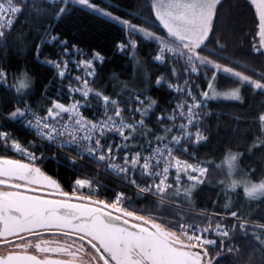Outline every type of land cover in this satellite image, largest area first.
<instances>
[{
  "label": "snow or ice",
  "instance_id": "1",
  "mask_svg": "<svg viewBox=\"0 0 264 264\" xmlns=\"http://www.w3.org/2000/svg\"><path fill=\"white\" fill-rule=\"evenodd\" d=\"M224 2L147 0L127 18L96 0H0V89L11 93L0 118L34 136L22 143L9 124L0 123V264H225L228 255L234 264H264V182L253 183L251 173L240 168L231 186H242L244 207L229 198L221 212L195 211L193 199L213 170L214 161L192 151L209 141L211 101L243 103L245 88L261 97L256 130L244 148L264 155V70L229 54L219 38ZM248 2L258 20L246 55L264 61V0ZM84 10L121 27L125 38L114 48L131 54L142 71L139 91L133 87L131 95L122 94L129 87L124 83L121 92L109 94L97 85L108 57L101 50L85 51L56 31ZM42 22L43 30L35 27ZM27 23L34 27L26 32ZM32 32L36 38L30 43ZM137 37L155 44L152 60L167 67L170 78L153 81L137 55ZM49 46L54 56L44 52ZM10 49L23 53L25 61L31 53L33 62L54 70L41 93L46 103L35 108L30 103L36 81L28 63L10 70ZM70 64L82 74L73 75ZM221 77L231 81L224 89ZM153 83L176 93L174 106L159 114L158 101L148 95ZM153 117L158 129L149 127ZM45 144L65 153L74 166L88 158L131 186L137 200L150 203L138 206L124 191L101 198L103 186L89 178H77L65 190L41 166L48 157L38 150ZM71 152L79 161L66 154ZM244 154H229V176L237 175L234 161Z\"/></svg>",
  "mask_w": 264,
  "mask_h": 264
},
{
  "label": "trees",
  "instance_id": "2",
  "mask_svg": "<svg viewBox=\"0 0 264 264\" xmlns=\"http://www.w3.org/2000/svg\"><path fill=\"white\" fill-rule=\"evenodd\" d=\"M96 2L110 7L118 15L134 18L137 11L147 3V0H96ZM253 13L254 9L250 7L248 0H225L223 9L221 10L222 20L219 38L228 46L230 50L229 54L235 55L237 59L242 58L245 61H252L257 70H264V61L256 59L254 56L246 55L250 49L249 41L255 27L254 20H258V18H254ZM143 15H146V13H143ZM23 20L24 17H21V21L17 24V31L20 30V23ZM134 22L137 21L134 19ZM47 23H51V20H48ZM23 27L27 32L34 25L27 23ZM35 27L43 30L46 24L42 22L35 25ZM56 31L64 33L66 38H71L73 42L78 43V46L85 51L89 49L101 50L108 57V62L104 66L100 78L97 80V85L106 86L109 94L121 92L124 83L129 87L131 85L134 86L137 91L142 87V79H138L137 84L134 83L137 69L131 54L124 55L114 48L115 42H119L125 38L121 27L115 22L106 21L105 18L91 14L88 10H84L83 12H77L76 15L59 24ZM28 35L30 43L35 40V32L29 33ZM137 39L140 40L137 55L141 62L147 66L153 81L159 75H165L170 78L168 68L159 66L158 62L152 60L156 47L155 44L143 40L142 37H137ZM44 52L54 56V49L51 46L46 47ZM27 55L28 60L25 61L23 53L10 49L7 54V62L12 66L11 71H16L17 66L25 63L30 65V72L36 83L33 94L29 97V101L35 108L38 102L46 103V101L41 100V93L43 91V85L52 78L54 70L49 66L33 62L31 53ZM0 59H3L2 54H0ZM69 67L72 74L76 75L78 72L76 68L71 64ZM113 72L118 74V79L112 78ZM220 84L221 88L224 89L231 84V81L221 77ZM201 86L206 87V84L202 82ZM129 87L124 89L122 94L131 95ZM52 91H55V88ZM242 91L245 97L243 103L229 100L210 102V107L213 111L212 115L206 120L209 141L196 146L192 151L195 152L199 159L212 160L214 164L212 165L213 170H210L209 180L193 195L196 210L205 209L208 213L221 212L222 205L228 203L229 198L237 202L241 207L246 206L242 187L231 191L225 187V184L219 183L220 180H226L228 178L227 167L226 165H222L223 158L228 149L245 152L240 161L241 169L248 170L251 173V179L253 181L264 179V155L259 151L248 153L244 148V145L253 139L256 130L253 118L256 116L258 107L261 104V97L258 94L256 96L251 95L247 88ZM148 95L158 101L156 108L157 114H159L160 108L167 109L174 106L172 101L175 99L176 93L168 89L166 85L158 86L153 83ZM0 97L3 98L0 101V108H3L5 104L11 102V93L7 91L0 89ZM237 117H240V119H237ZM0 123L9 124L10 130L21 137L22 143L26 144L28 141H31L29 136L10 122H6L0 118ZM148 123L149 127L158 129V125L155 123V117ZM38 151H43L48 157L41 165L42 168L47 174L57 179L65 190H71V186L77 178H90L94 176V172L91 169L78 164L74 166L65 159V156L53 150L42 148ZM9 155L19 157L13 153H9ZM182 158L188 159L189 157L185 156ZM216 165H221V167L216 168ZM100 182L103 186L101 188V198H111L114 191H123V188L119 184L109 179H101ZM124 192L132 197L138 206L144 203H150V201L137 200L136 194L126 188ZM255 212L259 214L260 206L255 208ZM223 259L225 264H234L231 255L225 256Z\"/></svg>",
  "mask_w": 264,
  "mask_h": 264
},
{
  "label": "built area",
  "instance_id": "3",
  "mask_svg": "<svg viewBox=\"0 0 264 264\" xmlns=\"http://www.w3.org/2000/svg\"><path fill=\"white\" fill-rule=\"evenodd\" d=\"M174 92V91H173ZM14 125L20 129L22 132H24L25 134H27L29 137H31L32 139H34V136L32 133H30L27 129L23 128L21 125H17L14 123ZM44 147H47V148H51L53 150H55L56 152H58L55 148L54 145H49V144H45ZM60 154H62L63 156H65V153H61L59 152ZM68 155H71L73 157H75L78 161H79V158L76 157V153L75 152H71V153H66ZM79 165H82V166H85L89 169H91L92 171H94L96 173V177H95V180H97L99 177H105V179H109L113 182H116V183H119L121 185H123L124 187H127V188H130L131 190H133L131 188V186H126L125 182L124 181H121L117 176L113 175L110 171L106 172L105 169L101 168V167H98L96 164H94L91 160H89L88 158H85L84 160L82 161H79L78 163ZM84 192V194H88V191L87 189L85 188L84 190H82ZM134 191V190H133ZM135 192V191H134Z\"/></svg>",
  "mask_w": 264,
  "mask_h": 264
},
{
  "label": "clouds",
  "instance_id": "4",
  "mask_svg": "<svg viewBox=\"0 0 264 264\" xmlns=\"http://www.w3.org/2000/svg\"><path fill=\"white\" fill-rule=\"evenodd\" d=\"M236 150H234V149H228V150H226V153H225V156H224V158H223V163H222V165H226V167H227V170H228V164L226 163V160H227V158L229 157V154L230 153H232V154H236ZM240 161H241V157L240 156H236V160L234 161V165H235V171L236 172H239V170H240V168H241V164H240ZM233 178H235V179H239V177H233V176H229L228 175V178L225 180V187L227 188V189H229V190H231V191H235L236 189H233L232 188V186H231V181H232V179ZM261 182H264V181H262V180H259V181H253V183H256V184H259V183H261ZM242 187V186H241ZM240 188V187H239Z\"/></svg>",
  "mask_w": 264,
  "mask_h": 264
},
{
  "label": "rangeland",
  "instance_id": "5",
  "mask_svg": "<svg viewBox=\"0 0 264 264\" xmlns=\"http://www.w3.org/2000/svg\"><path fill=\"white\" fill-rule=\"evenodd\" d=\"M143 75V73H142V71H138L137 70V72L135 73V80H134V83L135 84H137V82H138V79H142V76ZM134 86H130L129 88H130V90L133 88ZM13 158H19V157H13ZM236 177H239V172L237 173V175H236ZM87 195V194H86Z\"/></svg>",
  "mask_w": 264,
  "mask_h": 264
}]
</instances>
